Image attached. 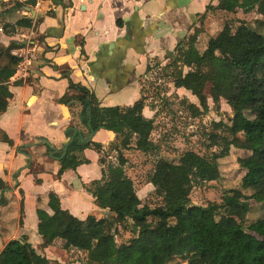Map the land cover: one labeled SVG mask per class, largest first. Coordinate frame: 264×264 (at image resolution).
<instances>
[{
	"label": "trees",
	"instance_id": "obj_1",
	"mask_svg": "<svg viewBox=\"0 0 264 264\" xmlns=\"http://www.w3.org/2000/svg\"><path fill=\"white\" fill-rule=\"evenodd\" d=\"M216 1L215 6L207 5L205 11L198 15L199 26L193 33L177 42L172 61L175 65L184 64L189 70H177L172 82L174 87L184 88L197 98L202 110L191 103L189 106L194 115L208 109L206 89L214 102L224 98L234 108L235 115L249 110L253 118L245 123V130L249 135L258 136L260 144L254 147L237 135L235 117L230 118L229 123L211 122L206 135L209 141L206 149L211 151L213 146H220L221 150L204 154L187 150L177 161L158 157L148 183L162 208L139 207L141 200L126 173L128 161L123 150L132 146L152 153L159 148L151 138L153 118L142 114L144 99L141 96L130 106H101L90 89L69 80L68 89L74 90L75 95L66 92L58 102L69 108L76 102L83 109L90 106L93 132L105 129L115 134V141L119 139L109 144V149L117 154V162L107 161L101 156V143L92 140L80 142L74 135L66 153L59 159L57 175L88 163L84 149L91 148L99 153L102 176L91 181L86 190L99 208L108 211L105 216L87 215L80 219L68 210H53L44 222L46 224L43 223L39 229L42 248L58 238L62 240V249L83 252L86 264H264V216L243 226L233 216L222 213L227 207L248 211V199L261 203L264 208V29L258 31L244 21L235 27L225 22L214 36L207 39L202 52L197 48V39L208 13H235L237 10L248 13L254 10L264 18V0ZM116 22L121 25L119 19ZM15 26L30 28L32 19L23 17L4 28L8 27L7 32H10ZM13 47L14 44H0V114L12 96L8 81L19 62V58L10 52ZM245 85L249 88L242 98L241 90ZM83 123L86 124V119ZM206 132L205 129L204 134ZM72 135L71 130L66 132L68 138ZM0 141L13 144L1 128ZM231 148L248 149L262 158L260 165L242 166L245 172L241 177V187L252 192L245 195L239 189H229L219 202L212 201L206 206L192 205L189 196L193 187L219 178L217 159L229 154ZM46 149L47 154L53 151L49 145ZM17 150L27 152L24 145ZM61 153L59 150L54 155L59 157ZM8 188L4 185L0 193V206L7 202L4 191ZM120 226L134 233L133 241L118 243L116 236ZM211 240L231 249V255L218 257L210 253L208 244ZM0 264L53 263L46 256L35 253L22 240L11 239L0 251Z\"/></svg>",
	"mask_w": 264,
	"mask_h": 264
},
{
	"label": "crops",
	"instance_id": "obj_2",
	"mask_svg": "<svg viewBox=\"0 0 264 264\" xmlns=\"http://www.w3.org/2000/svg\"><path fill=\"white\" fill-rule=\"evenodd\" d=\"M28 1L0 0V44H14L11 51L31 50L25 58L18 57L8 81L12 96L0 114V128L13 142L0 141V193L4 185L9 187L4 191L7 202L0 206V251L9 240L20 239L53 264H62L66 250L54 251L62 240L54 238L41 247L39 229L53 210L65 209L80 219L106 212L86 190L102 176L99 153L84 149L88 163L57 175L61 155L54 153L68 142L66 132L72 127L87 131V123L79 120L81 105L69 108L58 102L66 92L75 95L68 81L90 89L101 106L132 105L141 97L150 60L172 56L178 40L199 26L198 15L217 1ZM23 17L32 19L30 28H4ZM26 57L30 64L23 62ZM142 114L152 117L147 105ZM114 139L105 129L94 131L91 138L103 148ZM22 145L26 153L17 150ZM47 145L53 148L48 154Z\"/></svg>",
	"mask_w": 264,
	"mask_h": 264
},
{
	"label": "rangeland",
	"instance_id": "obj_3",
	"mask_svg": "<svg viewBox=\"0 0 264 264\" xmlns=\"http://www.w3.org/2000/svg\"><path fill=\"white\" fill-rule=\"evenodd\" d=\"M24 4L28 3L24 2ZM209 15L206 23L204 21L203 30L198 39L197 48L201 52L207 44V39L214 36L225 22L235 27L239 22L244 21L253 29L258 31L264 29V18L254 10L248 13H244L241 10H237L235 13L212 12ZM192 33L189 32L187 36ZM181 39L185 38H180L179 40ZM174 58L175 52L173 50L172 56L150 60L146 76L142 77L141 96L145 105L152 112L151 118L154 121V128L151 138L159 146L158 150L152 153H145L142 150L134 149L132 146L123 150V154L128 161L126 173L132 179L136 194L141 200L139 207L148 205L152 209L162 208L159 198H155L153 188L148 183V177L152 171L154 161L158 157L177 161L180 154L187 150H193L198 154L221 150L220 146H213L210 149L211 151L206 149V145L209 143L206 135L211 129V122L223 121L229 123L230 118L235 117L237 135L244 142L254 147L260 144L258 136L249 135L245 130V123L253 118V114L246 110L239 115H235L234 108L224 98L221 97L218 102H214L208 95L207 89L205 92L208 109L203 113L200 112V114L194 115L189 106L191 103H194L202 110L197 98L184 88L178 89L174 87L172 82L173 75H175L177 70L181 69L182 72H186L189 68L182 63H176L175 65L172 61ZM248 88L249 86L247 85L242 87V98ZM205 129L207 130L206 134H204ZM101 156L107 161L117 162V154L109 149V146L102 149ZM217 162L220 172L219 178L215 181H206L194 186L189 196L192 205L206 206L212 201L219 202L224 192L229 191V189H239L245 195H249L252 192L251 189H242L241 187V177L245 172L242 166L249 164L260 165L262 163L260 155H254L248 149L231 148L229 154L218 158ZM248 200V211L243 212L227 207L222 210V213L225 216H233L243 226H247L250 222L264 216V208L261 207V203L259 204L251 199ZM107 211L98 213V216H105ZM118 232L116 236L118 243L133 241L135 238L134 233L128 228L120 226ZM55 247H57L54 250L55 252L60 251L62 242L59 245H55ZM208 250L218 257H229L232 253L231 249H226L217 240L209 242ZM61 259L62 264H70L74 261L85 262L84 253L75 249L66 250L62 254ZM54 264L60 263L55 261Z\"/></svg>",
	"mask_w": 264,
	"mask_h": 264
},
{
	"label": "water",
	"instance_id": "obj_4",
	"mask_svg": "<svg viewBox=\"0 0 264 264\" xmlns=\"http://www.w3.org/2000/svg\"><path fill=\"white\" fill-rule=\"evenodd\" d=\"M86 118L87 123V131L85 133H80L75 127H72L73 135L69 138L68 142L65 143L62 147V154L59 158H61L67 150L68 144L73 140L74 135L78 136L80 142H88L94 135L93 129L90 125L91 116H90V106L88 105L85 109H82L79 112V120L82 122Z\"/></svg>",
	"mask_w": 264,
	"mask_h": 264
},
{
	"label": "built area",
	"instance_id": "obj_5",
	"mask_svg": "<svg viewBox=\"0 0 264 264\" xmlns=\"http://www.w3.org/2000/svg\"><path fill=\"white\" fill-rule=\"evenodd\" d=\"M27 39V37H26ZM31 50L26 49V51H20V50H12L11 53L17 57L21 58H25V54H29ZM26 61L27 64H30V60L28 59V57H26V59L23 60V62Z\"/></svg>",
	"mask_w": 264,
	"mask_h": 264
}]
</instances>
